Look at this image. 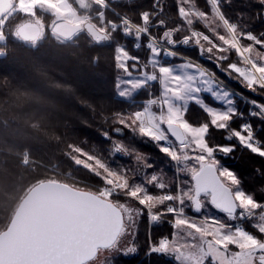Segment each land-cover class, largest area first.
I'll return each mask as SVG.
<instances>
[{
  "label": "snow or ice",
  "instance_id": "6c2138e0",
  "mask_svg": "<svg viewBox=\"0 0 264 264\" xmlns=\"http://www.w3.org/2000/svg\"><path fill=\"white\" fill-rule=\"evenodd\" d=\"M232 5L233 0H203V5L175 0L181 23L170 24L164 0H150L148 7L136 0H0V58L9 54L11 41L36 48L47 34L62 48L81 36L93 45L114 46L115 68L123 73L116 95L131 106L105 118L112 127L103 137L110 156L134 161L113 167L100 154L66 142L39 117L22 124L0 121L5 170L59 175L55 153L47 160L40 154L63 144L61 157L81 173L67 177L70 182L36 176L34 182L12 186V192L20 191V202L0 229V264H113L117 253H138L136 229L144 215L172 229L150 240V254L172 256L178 264H264V103L231 91L214 72L176 50L195 47L242 88L264 95V31L256 34L243 11L229 15ZM256 6V18L264 21V0ZM14 17L19 18L13 22ZM128 39L135 49L146 42V62L121 43ZM233 52L237 61L230 59ZM141 90L147 99L135 104ZM240 101L250 105L247 113L238 107ZM190 106L207 119L192 122ZM126 131L154 144L175 169L171 180L148 155L116 138ZM238 150L259 158L261 166L253 168L258 185H248L243 173L228 166ZM92 185L95 190H89ZM209 209L226 219L207 214Z\"/></svg>",
  "mask_w": 264,
  "mask_h": 264
},
{
  "label": "trees",
  "instance_id": "16d2710c",
  "mask_svg": "<svg viewBox=\"0 0 264 264\" xmlns=\"http://www.w3.org/2000/svg\"><path fill=\"white\" fill-rule=\"evenodd\" d=\"M136 2L145 7L150 5V0H136ZM164 2L170 24L181 23L176 15L175 0H164ZM199 2L203 5V0ZM256 5L257 0H233L229 15L235 17L243 11L249 27L259 34L264 31V21L256 18L259 11ZM74 6L77 5L74 3ZM117 11L126 12L128 9L117 7ZM49 21L50 17H46L45 22ZM196 27L198 30L207 31L202 24H197ZM121 43H126L132 54L139 56L142 61H147L149 51L144 46L146 42L142 41L140 49L134 48L131 39L122 40ZM176 50L182 56L214 72L235 92L243 93L248 98L264 103V95L251 93L242 88L236 80L220 72L214 62L207 59V55L200 56L195 47L181 46ZM114 54L113 45H93L83 36L68 48H62L50 34H47L36 48L22 42L11 41L9 54L0 58V121L8 120L22 124L29 117H39L61 134L66 142H75L85 150L100 154L113 167L132 166L134 161L130 157L122 154L110 156V144L103 137V132L110 131L112 127L110 123L105 122V118L111 113L127 110L131 106L129 103L121 102V98L116 95L115 84L121 71L115 68ZM96 57L99 59L96 60ZM230 59L237 61L238 57L233 52ZM165 60L170 63L182 62L178 58ZM152 91L158 94V85H154ZM145 99H147V92L141 90L135 95V104H141ZM213 106H215L214 101ZM238 107L247 113L250 105L240 101ZM189 118L194 123L207 119L206 114L195 106H190ZM249 119L252 118L249 117ZM255 126L259 131L258 120L255 121ZM116 138L123 139L125 143L148 155L158 168L164 170L169 180L174 177L173 165L158 153L154 144L141 142L140 138H133L127 131L124 136ZM63 147V144L59 148L54 145L51 150L45 148L40 154L47 160L52 153H55L56 159H53V163L59 164V175L53 172L45 173L43 170L39 173L26 172L24 169H15L14 172L5 170L3 163L5 157L0 155V229L13 216L20 202L18 199L20 191H11L14 184L19 188L21 185L34 182L36 176L40 178L49 176L70 182L67 179L70 175H81L79 171L69 167L61 157L59 149ZM249 155L245 151L238 150L228 161V166L243 173L248 185L256 186L260 178L253 172V168H259L261 162L259 158L249 159ZM8 167L15 168L10 158ZM96 187L97 185H92L89 190H95ZM6 188L10 190V194L5 193ZM149 223L146 215L138 221L135 238L138 253L129 257L118 256L113 260L115 264H174L164 255L148 252L150 240H158L161 236L170 235L172 229L166 223H154L152 227ZM244 226L250 231H255L250 223H245Z\"/></svg>",
  "mask_w": 264,
  "mask_h": 264
},
{
  "label": "rangeland",
  "instance_id": "374dc122",
  "mask_svg": "<svg viewBox=\"0 0 264 264\" xmlns=\"http://www.w3.org/2000/svg\"><path fill=\"white\" fill-rule=\"evenodd\" d=\"M70 1V0H69ZM181 57H184V56H182L181 55ZM165 59H168V60H171L170 58H165ZM180 61H182L183 62V59H181V58H178ZM182 62H178V63H174V64H179V63H182ZM123 75V73L121 72V75L120 76H122ZM226 87L228 88V89H230L231 91H233V92H235L234 90H232L231 88H229L227 85H226ZM205 95H207V94H205ZM119 97V96H118ZM120 98V97H119ZM152 191H158V190H152ZM207 214H209V215H212V216H216V217H219V218H222V219H226L224 216H223V214L222 213H219L218 211H216V210H212V209H209L208 211H207ZM141 219V218H140ZM139 219V220H140ZM154 223H152V222H150L149 223V226L150 227H152V225H153ZM137 226H138V224H137ZM136 232H137V229H136ZM137 235V234H136ZM136 238V237H135ZM132 255V254H131ZM131 255H123V254H120V253H117V254H115L114 255V257H113V260H114V258H116V257H118V256H124V257H129V256H131ZM165 256V255H164ZM166 258H168V259H170L171 261H173L174 262V264H178V262L172 257V256H165ZM113 264H115V261H113Z\"/></svg>",
  "mask_w": 264,
  "mask_h": 264
},
{
  "label": "water",
  "instance_id": "95a60500",
  "mask_svg": "<svg viewBox=\"0 0 264 264\" xmlns=\"http://www.w3.org/2000/svg\"><path fill=\"white\" fill-rule=\"evenodd\" d=\"M113 2H114V3H119V2L122 3L123 0H113ZM129 2H131V0H129Z\"/></svg>",
  "mask_w": 264,
  "mask_h": 264
},
{
  "label": "built area",
  "instance_id": "2783aa9c",
  "mask_svg": "<svg viewBox=\"0 0 264 264\" xmlns=\"http://www.w3.org/2000/svg\"><path fill=\"white\" fill-rule=\"evenodd\" d=\"M18 18H19V17H14V18H13V22H14L16 19H18Z\"/></svg>",
  "mask_w": 264,
  "mask_h": 264
}]
</instances>
